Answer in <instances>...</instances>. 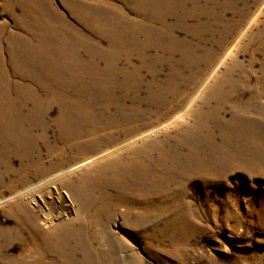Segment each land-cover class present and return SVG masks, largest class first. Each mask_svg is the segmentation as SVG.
<instances>
[{
	"label": "rangeland",
	"instance_id": "obj_1",
	"mask_svg": "<svg viewBox=\"0 0 264 264\" xmlns=\"http://www.w3.org/2000/svg\"><path fill=\"white\" fill-rule=\"evenodd\" d=\"M0 264H264V0H0Z\"/></svg>",
	"mask_w": 264,
	"mask_h": 264
},
{
	"label": "bare ground",
	"instance_id": "obj_2",
	"mask_svg": "<svg viewBox=\"0 0 264 264\" xmlns=\"http://www.w3.org/2000/svg\"><path fill=\"white\" fill-rule=\"evenodd\" d=\"M54 29H55V30H57L56 26L54 27ZM57 35H58V34H57V33H55V37H56ZM59 35H60V34H59ZM62 36H63V35H62ZM55 37H54V38H55ZM63 37H65V36H63ZM19 42H20V41H19ZM20 43H23V42H20ZM18 55H19V57H18V58H19V59H20V61H21V59H22V57H23V52H18Z\"/></svg>",
	"mask_w": 264,
	"mask_h": 264
}]
</instances>
